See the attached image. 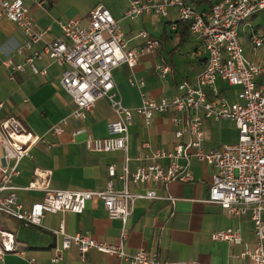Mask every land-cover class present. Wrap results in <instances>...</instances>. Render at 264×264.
Wrapping results in <instances>:
<instances>
[{
	"label": "built area",
	"instance_id": "2783aa9c",
	"mask_svg": "<svg viewBox=\"0 0 264 264\" xmlns=\"http://www.w3.org/2000/svg\"><path fill=\"white\" fill-rule=\"evenodd\" d=\"M41 4V2H38ZM176 9L177 20L188 23L189 33L206 53L205 63L194 80L182 81L176 86L173 96L153 98L141 91L143 81L134 76L128 79L131 85L140 89V104L134 108L122 105L112 71L125 63L136 65L138 57L153 55L160 46L157 38L145 30L139 31L142 44L127 48L120 27V20L112 16L103 5L94 7L82 24L78 19L58 21L62 35L33 49V44L42 39L48 30L33 28L30 9L22 0H0V16L19 26L26 41L13 49V54H24L22 62L6 54L2 64L9 71V79L28 68L34 75H45V68H38L35 61L45 55L61 68V88L75 104L74 117L86 118L100 97L109 100L115 118L108 123L107 136L93 137L84 127L73 129L71 137L85 134V148L90 152L107 153L121 151L124 164L116 172L114 165L107 167L108 179L98 190L50 189L47 174L36 168L28 184L19 188L13 184L19 176V163L32 159V149L42 137L27 132L15 116L0 121V215L23 222L25 225L41 226L45 213H81L87 201L98 199L109 219L121 221L118 242L112 243L94 238L86 233H67L64 222L49 229L59 244L53 247L50 260L53 263L62 258V252L75 247L80 253L94 249L101 253L126 261L127 264H201L196 261L161 260L155 253L139 248L129 253L124 248L127 238V221L136 199L172 200L159 195L147 186L149 183L165 185L170 181L190 182L193 175L187 167L178 162L189 155L212 167L213 173L206 202L220 205L229 216L238 217L247 212L252 221L253 243L241 238L238 228L227 227L213 231V241H224L240 245L238 257L249 264H264V67L249 61L242 53L238 38L239 25L255 13L264 11V0H218L207 11L196 9L185 0H130L121 19H134L142 15H157L169 19V9ZM176 23H171L174 29ZM249 39L254 47L264 43V38L252 32ZM1 51V48H0ZM156 71L164 77L170 68L157 63ZM258 78L260 80L258 81ZM237 87L236 100L228 99L218 83ZM2 104L0 103V107ZM138 114L145 126L151 124L157 114H171V121L177 127L176 139L187 133V142H176L171 149L155 148L150 153L152 163L140 165L134 170L127 166L129 127L133 114ZM227 119L237 129V140L216 148H204V120ZM66 119L49 127V132L59 135L63 132ZM145 147L146 144L144 143ZM166 159V165L160 161ZM123 182V188L116 190L113 179ZM143 185V192H133L129 184ZM18 189L42 190L41 200L28 206L23 205L16 194ZM14 234L0 226V258L17 251ZM33 261V259H31Z\"/></svg>",
	"mask_w": 264,
	"mask_h": 264
},
{
	"label": "crops",
	"instance_id": "0c3cea01",
	"mask_svg": "<svg viewBox=\"0 0 264 264\" xmlns=\"http://www.w3.org/2000/svg\"><path fill=\"white\" fill-rule=\"evenodd\" d=\"M12 1V0H9ZM218 0H185L198 10L207 11ZM30 9L33 28L37 31L48 29L42 39L33 44V49H40L43 44L62 35L58 21L78 19L87 23L90 11L97 5H103L113 17L120 20V27L127 48L138 47L141 38L135 33L136 25L150 23L152 15H142L134 19H121L123 11L129 6L130 0H22ZM41 2V4H38ZM169 19L163 20L161 33H147L159 38L165 31V23L169 24V34L155 50L153 55L138 57L136 65L129 67L123 63L113 69L112 74L121 103L125 107L134 108L140 104V89L131 85L128 79L132 76L143 81L141 91L146 95L159 98L171 97L176 92V86L182 81L194 80L202 70L206 53L199 43L189 33L187 39L178 45L175 30L177 28L176 9H169ZM176 23L171 29V23ZM144 29V28H143ZM189 32V31H188ZM252 32L264 38V11L255 13L238 27V38L243 55L252 63L264 67V43L254 47L249 36ZM26 41L23 30L14 22L0 16V121L7 116L17 117L25 130L39 135L44 141H38L32 149L33 158L24 159L19 165V176L13 184L19 188L25 187L33 178L36 168L47 174V185L50 189L68 190H98L105 186L108 179L107 167L114 165L116 172L121 171L124 164V154L121 151L97 153L85 148V134L71 137L73 129L84 127L86 133L93 137L107 136L108 123L115 115L109 100L98 98L86 118L74 117L72 111L75 104L71 97L61 88V68L55 65L45 55L35 61L38 68H45V75H34L26 68L9 79V71L2 64L6 54L14 60L22 62L24 54H13V49ZM188 43L189 48L180 52L183 63L175 62V50ZM157 63H165L170 70L160 77L156 71ZM260 78H258V81ZM227 94L229 100H236V91H228L230 86L218 83ZM235 88V87H234ZM171 114H157L150 125L145 126L138 114H133L129 127L127 166L134 170L140 165L152 163L150 153L155 148L171 149L180 141L185 143L189 136L184 133L176 139L174 131L177 128L170 119ZM65 118L63 132L53 135L49 127L58 124ZM205 150L216 148L237 140V129L231 120L218 121L208 119L203 122ZM146 144L144 147L143 144ZM166 165V159L160 161ZM178 162L193 175V181H170L159 186L149 183L157 194L166 195L172 200L136 199L134 208L127 221L128 235L124 241L127 252L133 253L144 248L155 253L161 260L196 261L201 264H249L237 255L240 245H230L224 241H213L210 234L227 227L238 228L245 242L253 243L252 221L247 212L238 217L229 216L218 204L206 202L208 189L213 173L212 167L189 155ZM116 190L123 188V182L113 179ZM133 192H143V185L129 184ZM18 200L25 206L41 200L42 190L18 189ZM64 222L67 233H86L99 240L116 243L119 239L121 221L109 219L98 199L86 202L81 213L54 212L45 213L41 218V226L25 225L23 222L0 215V226L14 234L17 251L6 253L0 258V264H127L126 261L90 249L80 253L75 247L65 249L62 258L51 262L53 247L59 244L49 229ZM33 259V261H31Z\"/></svg>",
	"mask_w": 264,
	"mask_h": 264
},
{
	"label": "rangeland",
	"instance_id": "374dc122",
	"mask_svg": "<svg viewBox=\"0 0 264 264\" xmlns=\"http://www.w3.org/2000/svg\"><path fill=\"white\" fill-rule=\"evenodd\" d=\"M152 18H153V21L150 23H145V25H142V24L136 25L137 27L134 32L136 33L138 31L137 36H138L139 31H142V30L154 32L155 34H158L159 32L161 33L164 19L161 20L159 19V16L154 15V14L152 15ZM165 28H166V34H169V24H166ZM138 38L140 37L138 36ZM189 47H190L189 44L186 43L182 47H180L178 50H175L174 59H175V62H177L178 66H181V64L183 63L182 56L179 53L185 52ZM231 90L236 91L237 88L229 87L228 91H231ZM0 152H1V148H0Z\"/></svg>",
	"mask_w": 264,
	"mask_h": 264
},
{
	"label": "trees",
	"instance_id": "16d2710c",
	"mask_svg": "<svg viewBox=\"0 0 264 264\" xmlns=\"http://www.w3.org/2000/svg\"><path fill=\"white\" fill-rule=\"evenodd\" d=\"M177 28L175 30V36L177 38L178 41V45H181L182 43H184L187 39V35L189 34V27H188V23L186 21L183 20H177ZM167 23H165L166 25ZM167 34L164 31L158 38L160 44H162L164 41L167 40Z\"/></svg>",
	"mask_w": 264,
	"mask_h": 264
}]
</instances>
